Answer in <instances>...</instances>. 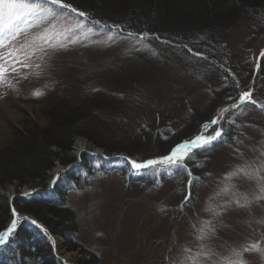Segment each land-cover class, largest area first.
<instances>
[{
  "label": "rangeland",
  "instance_id": "374dc122",
  "mask_svg": "<svg viewBox=\"0 0 264 264\" xmlns=\"http://www.w3.org/2000/svg\"><path fill=\"white\" fill-rule=\"evenodd\" d=\"M69 1L80 10L73 12L67 3L63 5L68 7L58 8L61 4L51 5L50 0H34L50 5L54 15L41 13L37 18L17 9L11 13L12 23H8L4 10L0 20V145L7 140L9 129L35 120L43 123L44 111L53 103L75 104L81 93L93 95L111 85L127 97V107L111 111L109 118L115 125L112 133L99 125L92 130L111 145L137 154V159L155 151L145 142L146 148H129L137 145L132 139L138 129L152 123L157 127L163 117L169 127L163 133L165 139L168 134L172 142L183 139L175 148L198 136L209 137L217 128L228 129L232 121L236 122L234 132L218 138L215 147L209 146L202 156L190 195L182 187L186 179L180 171L183 162L156 164L154 170L159 174H152L156 178L151 184L150 178H141L140 171L131 167L122 171L123 163L107 161L103 164L107 168L93 163L98 150L106 158L125 153L105 152L84 137L74 139L64 156L69 162L55 161L38 185L17 188L13 182L0 189V195L14 206L17 193L27 196L30 189H45L57 167L63 170L55 179L57 184L68 173L76 174L66 182H71L70 189L58 188L63 194L56 191L62 209H67L75 225L74 237L67 240L60 234L40 235L34 229L39 245L54 248L62 264H78L79 259L97 264H192L188 257H198V264H223L224 258L236 259L233 250L242 253L246 264H264V29L244 24L228 29L223 40L231 68L221 69V74L193 75L171 49L149 43L150 52L138 53L149 35L141 41L142 35L133 40L116 33L112 41L103 43L113 31L95 24L94 19L83 21L77 14L88 11L83 0ZM73 39L78 42L70 43ZM37 90L41 95H34ZM244 92L251 96L242 102ZM189 105L198 107L193 117L198 122L189 121L185 127L181 121ZM212 115L217 123L207 124L196 135L200 120ZM191 136L194 139H189ZM77 141L86 146L79 155L73 151ZM194 146L190 144L179 155L186 157ZM171 152L131 162L159 160ZM83 157L91 161L88 166ZM237 169L243 171L225 178ZM205 221L213 231H206L205 238L198 240ZM12 243L10 251L19 241L14 237ZM254 244L261 251L252 250ZM186 248L190 251L185 252ZM244 248L250 250L245 252ZM209 251L212 256L206 260L203 253Z\"/></svg>",
  "mask_w": 264,
  "mask_h": 264
},
{
  "label": "trees",
  "instance_id": "16d2710c",
  "mask_svg": "<svg viewBox=\"0 0 264 264\" xmlns=\"http://www.w3.org/2000/svg\"><path fill=\"white\" fill-rule=\"evenodd\" d=\"M83 1L88 7V11L84 12L87 16H83V21L90 19L99 21L103 28L114 31L118 36L133 33L134 35L127 36L133 40H138L140 35L147 32L149 38L144 40L147 47L141 46L138 53L150 52L151 45L171 49V52H177L183 63L190 67L193 75L209 76L214 72L221 74V69L226 71L231 68L229 58L225 55L223 40L228 29L238 24H244L247 27L259 26L260 30L264 29V0ZM66 3L71 10H80L75 2L60 0V4ZM116 16L120 19H116ZM104 88L93 95L90 94L91 96L81 93L75 104L53 103L44 111V121L41 124L35 120L30 121L32 123H22L18 129H9L7 140L0 145V189L13 182L17 183V188L23 185H38L55 161L62 164L69 162L64 156L70 151L76 137L86 138L87 141L103 148L105 152H122L125 153L123 155L126 158L136 160L137 154L116 144L111 145L112 143L107 142V139H104L99 132L92 130L99 125L112 133L115 125L114 120L109 118L111 111L125 110L127 107V97L124 95L122 97L121 92L118 91L119 88L114 85ZM126 94L128 95L127 92ZM196 110L198 111V107L187 106L181 121L185 127L189 121H197L193 118ZM212 117L213 115L208 120H200L196 135L203 130L204 126L210 124ZM163 118L162 123L157 127L153 123L143 124L132 139L137 145L129 146V148H146L143 145L145 142L155 148L148 157L169 153L183 139L172 142L171 134L166 136L167 140L165 139L163 133L167 132L169 127L164 123ZM235 124L236 122L232 121L228 129L223 130V135L230 130L234 132ZM189 139L194 137L191 136ZM215 141L206 147L202 145L191 149L190 154L186 155L182 161L183 166L180 171L183 172V178H186L182 186L186 194H192L191 185L196 181L194 175L200 172L202 156L208 152L209 146L215 147ZM92 158L93 163L98 162L100 163L98 166L107 168L103 165L107 160L97 155ZM146 158L137 160L142 161ZM83 160L87 166L91 162L85 157ZM109 160L111 161L108 162L112 164L123 163L122 171H128L130 167L123 157ZM154 169L155 165L143 168L141 178L145 181L150 178L151 184H154L153 178L156 177L152 174H159ZM74 176H76L75 173H68L65 179L59 180L58 184L55 183L56 188L70 189L71 182L69 184L66 182L72 181ZM53 193L44 195L40 191H35L24 198L16 197L14 206L20 213L32 216L31 219L42 226L47 235L60 234L65 239L71 240L76 232L75 225L67 209H62L63 203L56 191ZM7 201L3 195H0V235L7 228V222L11 217V207ZM38 235L31 232L26 222L20 224L13 235L19 244L12 250L11 255L0 252V264H62L51 246L39 245ZM78 262V264H97L95 260L90 259H79Z\"/></svg>",
  "mask_w": 264,
  "mask_h": 264
},
{
  "label": "snow or ice",
  "instance_id": "6c2138e0",
  "mask_svg": "<svg viewBox=\"0 0 264 264\" xmlns=\"http://www.w3.org/2000/svg\"><path fill=\"white\" fill-rule=\"evenodd\" d=\"M50 4L51 5H55V4H60V0H50ZM61 7H68L67 5H60ZM7 10L8 13V23H12V17H11V13L13 10H27L28 13H30L31 15L36 16L37 18L40 17L41 13L45 14L46 16H52L54 15L53 10L51 9L50 5L48 6H42L41 3L38 2H34V0H13V2H6V0H0V20H3V17L5 15L4 10ZM73 12H75V9H72ZM79 16H84L86 17L87 14L83 13V12H78L77 13ZM17 19H20V16L17 15ZM95 24L99 25L101 22L99 21H95ZM79 27H83V25H79ZM118 27V26H117ZM9 31H11V29H9ZM92 31V29H88V32L90 33ZM116 33L110 32L107 38V41H103V43H108L109 41L113 40V36H115ZM129 36L134 35L133 33H128ZM148 33L145 32L142 34L141 36V41L145 38L148 37ZM85 38H87V34H85ZM78 41L76 39H73L70 41V43H77ZM45 43H47V41H45ZM94 43H101L100 41H94ZM50 47H57V45H49ZM59 47H65L64 44H59ZM145 47H147V45H145ZM139 50V49H138ZM156 53L153 51V55H155ZM34 95H41V93L39 92V90H37L36 92H34ZM251 93L250 92H244L241 96V101L244 102L245 98H250ZM249 102L255 103V101H252L249 99ZM213 124H216L217 121L213 120L212 121ZM223 135V131L221 128H217L214 131V134L209 136V137H204V136H198L196 137L194 140L188 142V143H184L181 145H178L169 155L159 159V160H148L144 163H137L135 161L131 162L132 163V167L134 169H141V168H145V167H150V166H154L156 164H180L184 159L185 156L184 155H179L181 153V151L183 149H187L189 147V145H196V146H202L203 144H210L212 141L217 140L218 138L222 137ZM261 170H264V163H262L261 165ZM243 171V169H237L234 170L232 172H230L229 174H227V176L225 177L226 179H231L232 177L236 176L238 174V172ZM225 191L227 190V188L224 189ZM261 192L264 193V185L261 186ZM261 197H257V199H260ZM239 203V201H238ZM247 203V200L245 198V204ZM209 222L205 221L204 222V226L200 229V235L197 236L198 240H202L205 238V234L206 231L207 232H211L213 231V229H211L210 227H208ZM15 228V222H13V227L8 229V232L0 235V243H4L6 242L8 235L13 231V229ZM204 246L202 245L201 248H203ZM252 250H256V251H261L259 249L258 245H252L251 246ZM249 248H244L243 251L247 252L249 251ZM185 252H189L190 249H184ZM205 259H211L212 253L209 252H204L203 253ZM232 256L236 257L235 260L231 259V258H224V262L223 264H246V262L241 259L242 253L240 251L237 250H233L232 252ZM188 260L192 262V264H198V257H188ZM181 264H183V262H181Z\"/></svg>",
  "mask_w": 264,
  "mask_h": 264
},
{
  "label": "bare ground",
  "instance_id": "6f19581e",
  "mask_svg": "<svg viewBox=\"0 0 264 264\" xmlns=\"http://www.w3.org/2000/svg\"><path fill=\"white\" fill-rule=\"evenodd\" d=\"M85 144L83 141H77L74 145V148H73V151L75 153V155H79L81 153V151H83V149H85ZM98 153H100V151L98 150ZM61 171H63L61 168L57 167L52 174L54 173H61ZM26 191V190H25ZM56 248H57V251L59 249H61V243H59V241L57 240L56 241ZM59 254H61V251L59 250ZM64 257H67V255L64 254Z\"/></svg>",
  "mask_w": 264,
  "mask_h": 264
}]
</instances>
